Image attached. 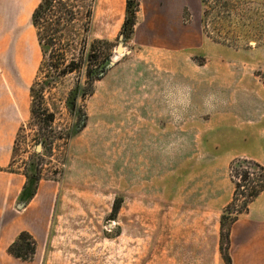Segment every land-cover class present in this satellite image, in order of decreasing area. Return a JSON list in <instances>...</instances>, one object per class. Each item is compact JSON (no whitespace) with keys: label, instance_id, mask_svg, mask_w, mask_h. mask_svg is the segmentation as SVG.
Returning a JSON list of instances; mask_svg holds the SVG:
<instances>
[{"label":"rangeland","instance_id":"obj_1","mask_svg":"<svg viewBox=\"0 0 264 264\" xmlns=\"http://www.w3.org/2000/svg\"><path fill=\"white\" fill-rule=\"evenodd\" d=\"M136 1L130 37L126 0H98L93 37L113 44L102 79L56 80L37 115L31 14L0 5V84L22 114L12 167L29 192L58 187L42 264H213L232 162L264 167V0H182L180 20L177 0ZM80 33L60 47L87 51Z\"/></svg>","mask_w":264,"mask_h":264},{"label":"trees","instance_id":"obj_2","mask_svg":"<svg viewBox=\"0 0 264 264\" xmlns=\"http://www.w3.org/2000/svg\"><path fill=\"white\" fill-rule=\"evenodd\" d=\"M97 3L98 0H41L34 10L31 24L36 30L43 59L38 68L35 83L29 91L32 98L33 115L40 114L38 111L41 106L36 105V98L43 99L46 89L50 88V85L56 80L63 79L80 70L84 71L90 87L95 81L102 79L107 68V59H102V48L105 45L112 48L113 44L93 37ZM139 7L136 0H126V18L122 26V34L129 33L130 37L134 34ZM78 26L81 28L77 29ZM80 32L86 33L83 44L88 48L87 51L83 50L76 54L70 49L60 47L65 44L68 47L77 44V40L82 37ZM93 66H96V69H92ZM45 68L47 72L44 78L49 82L43 84L40 76L44 75ZM37 87L40 90H36ZM87 95L83 94V96ZM42 112L45 115L47 109L43 108ZM82 115L85 114L82 113ZM50 118L49 125L53 123V117ZM81 123L77 124L73 134L85 128L86 120L84 119ZM230 170L235 186L234 197L220 217V251L225 264H232L229 254V237L232 225L238 217L248 212L249 205L264 192V167L262 164L238 158L232 162ZM114 211L116 213L117 208ZM8 253L16 259L30 262L36 254V241L28 232H22L9 247Z\"/></svg>","mask_w":264,"mask_h":264},{"label":"crops","instance_id":"obj_3","mask_svg":"<svg viewBox=\"0 0 264 264\" xmlns=\"http://www.w3.org/2000/svg\"><path fill=\"white\" fill-rule=\"evenodd\" d=\"M180 1L182 0H177L176 20L181 19L185 7ZM40 2L41 0H0V5L24 4L26 18L30 14L32 17ZM14 97H10V102ZM10 98L4 83L0 84V264H42L49 242L58 187L52 181L43 182L36 184L29 192V180L20 170L12 167L22 114L5 108ZM234 190L235 187L225 207L234 197ZM220 217L215 225L219 236L211 249L213 264H225L220 251ZM22 232H28L36 241V254L30 262L16 259L8 253L9 247ZM229 254L232 264H264V192L249 205L248 212L238 217L232 225Z\"/></svg>","mask_w":264,"mask_h":264},{"label":"water","instance_id":"obj_4","mask_svg":"<svg viewBox=\"0 0 264 264\" xmlns=\"http://www.w3.org/2000/svg\"><path fill=\"white\" fill-rule=\"evenodd\" d=\"M122 50H123L122 46H119L118 49H117L118 53H121ZM39 149H40V148H39Z\"/></svg>","mask_w":264,"mask_h":264}]
</instances>
